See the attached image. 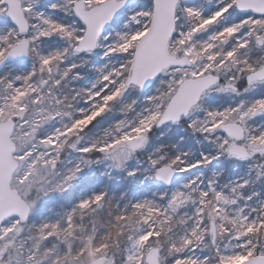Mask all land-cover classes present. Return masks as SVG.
Instances as JSON below:
<instances>
[{
    "label": "snow or ice",
    "instance_id": "snow-or-ice-1",
    "mask_svg": "<svg viewBox=\"0 0 264 264\" xmlns=\"http://www.w3.org/2000/svg\"><path fill=\"white\" fill-rule=\"evenodd\" d=\"M0 264H264V0H0Z\"/></svg>",
    "mask_w": 264,
    "mask_h": 264
}]
</instances>
